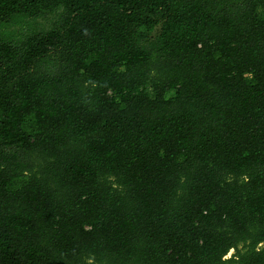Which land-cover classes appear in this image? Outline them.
<instances>
[{
  "label": "trees",
  "instance_id": "16d2710c",
  "mask_svg": "<svg viewBox=\"0 0 264 264\" xmlns=\"http://www.w3.org/2000/svg\"><path fill=\"white\" fill-rule=\"evenodd\" d=\"M0 264H264V0H0Z\"/></svg>",
  "mask_w": 264,
  "mask_h": 264
},
{
  "label": "rangeland",
  "instance_id": "374dc122",
  "mask_svg": "<svg viewBox=\"0 0 264 264\" xmlns=\"http://www.w3.org/2000/svg\"><path fill=\"white\" fill-rule=\"evenodd\" d=\"M61 11L49 13L45 16L36 19H23L18 20L17 24H14L7 31L9 38L14 41V38H20L32 33L47 32L57 27V22ZM52 58V57H51ZM173 94V93H172ZM171 93L168 96L172 95ZM232 252L228 255L230 257Z\"/></svg>",
  "mask_w": 264,
  "mask_h": 264
}]
</instances>
